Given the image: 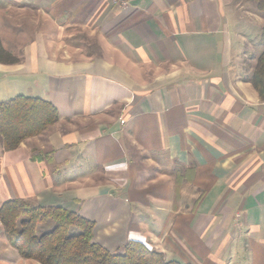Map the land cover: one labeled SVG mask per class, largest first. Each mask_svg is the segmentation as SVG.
Instances as JSON below:
<instances>
[{
    "label": "crops",
    "instance_id": "obj_1",
    "mask_svg": "<svg viewBox=\"0 0 264 264\" xmlns=\"http://www.w3.org/2000/svg\"><path fill=\"white\" fill-rule=\"evenodd\" d=\"M263 27L246 0H0L18 61L0 64V104L58 113L0 146V206L74 212L111 253L134 241L167 262L264 264V99L249 79ZM5 237L0 264H39Z\"/></svg>",
    "mask_w": 264,
    "mask_h": 264
},
{
    "label": "trees",
    "instance_id": "obj_2",
    "mask_svg": "<svg viewBox=\"0 0 264 264\" xmlns=\"http://www.w3.org/2000/svg\"><path fill=\"white\" fill-rule=\"evenodd\" d=\"M246 1L253 2L257 12L264 15V0ZM258 44L264 46V27ZM16 62L17 58L5 51L0 42V64ZM252 70L250 82L264 99V49ZM57 116L55 107L39 98L16 96L1 103V149L4 153L15 150L25 140L41 135L58 121ZM41 223L50 226L37 235ZM0 225L19 256L39 264H179L165 261L162 253L134 241L127 242L120 252L111 253L93 242L92 221L61 207L29 206L22 200H9L0 206Z\"/></svg>",
    "mask_w": 264,
    "mask_h": 264
},
{
    "label": "rangeland",
    "instance_id": "obj_3",
    "mask_svg": "<svg viewBox=\"0 0 264 264\" xmlns=\"http://www.w3.org/2000/svg\"><path fill=\"white\" fill-rule=\"evenodd\" d=\"M237 1V0H236ZM240 1V0H239ZM25 202V201H24ZM29 206H34V205H32V204H30V203H28V202H26ZM22 219H24V218H21V220ZM20 220V221H21ZM48 226H50L49 225V223H41V224H39L38 225V227H37V235H39L40 233H41V229L43 228V230L45 229V228H48ZM17 229H19V227H18V224H17V226H16V230Z\"/></svg>",
    "mask_w": 264,
    "mask_h": 264
},
{
    "label": "built area",
    "instance_id": "obj_4",
    "mask_svg": "<svg viewBox=\"0 0 264 264\" xmlns=\"http://www.w3.org/2000/svg\"><path fill=\"white\" fill-rule=\"evenodd\" d=\"M119 4H120L121 9L127 8V6H128V2L127 1H122Z\"/></svg>",
    "mask_w": 264,
    "mask_h": 264
}]
</instances>
